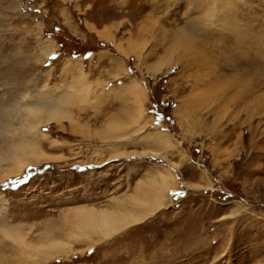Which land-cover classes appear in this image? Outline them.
I'll return each mask as SVG.
<instances>
[{"label": "rangeland", "instance_id": "1", "mask_svg": "<svg viewBox=\"0 0 264 264\" xmlns=\"http://www.w3.org/2000/svg\"><path fill=\"white\" fill-rule=\"evenodd\" d=\"M217 1L225 11L236 12L233 17L246 27L248 37L262 36L259 51L237 41L235 32L220 21L200 20L207 7H195L194 0H131L124 10L127 16L147 17L144 37L129 41L137 50L120 53L107 43L106 50L93 57L76 49L47 57L42 42H48L46 37L59 25L43 32L41 21L49 18L43 0H0V113L14 108L10 116L0 115V128L11 125L10 131H22L19 111L37 93L80 95L67 105L61 120L42 127L49 134L42 139V149L55 158L27 165L0 183V220L17 224L32 240L41 241L49 232L59 235L58 226L70 210L107 207L141 183L148 184L155 171L172 168L173 144L158 148L144 139L152 133L177 137L179 126L171 115L177 96L196 84L198 90L201 83L211 84L208 96L193 97L197 103L186 108L214 117L203 121L206 127L199 120L189 122L196 133L191 138L193 154L186 159L204 170L206 183L186 187L174 168L177 183L167 204L85 252L84 243L71 241L76 254L46 264H264V0ZM196 26L202 35L189 30ZM170 43L177 48L176 57L195 46L192 52L206 58L188 55L160 72L151 70L149 66L165 58ZM116 57L123 60L113 71ZM213 77L218 81H207ZM124 78H134L145 91L137 110L132 100L123 107L118 103L123 98L109 89ZM181 85L185 88L179 90ZM249 89L253 95L240 97ZM201 129L212 144L196 141ZM216 136H222V146H215Z\"/></svg>", "mask_w": 264, "mask_h": 264}, {"label": "bare ground", "instance_id": "2", "mask_svg": "<svg viewBox=\"0 0 264 264\" xmlns=\"http://www.w3.org/2000/svg\"><path fill=\"white\" fill-rule=\"evenodd\" d=\"M194 3L195 7L200 6L201 8L203 5H206L207 7V10L205 11L208 12L203 11L204 15L198 16L200 20L208 19L211 21V24L220 21V24H222L224 28L235 32V35H237V41L240 43L247 41L246 43L249 44L250 50H260L258 45L262 39V36L255 34L254 36L252 35L248 37L246 27H244V25H240L236 20V17H233L236 14L234 10L233 11L235 13L231 12V8L225 11L226 9H222L223 5L217 0H194ZM189 30L198 35H202L203 33L202 29L198 28L197 26L194 27V29L189 28ZM182 33L185 34L186 31L183 30ZM197 43L198 42L196 41L195 44ZM246 43L244 45H246ZM136 48L137 47L132 43L129 51L127 52L135 51L137 50ZM194 48L195 46L193 48H189L187 46V50L184 52L185 54L176 57L175 53H177V48L175 45H173V43H170L167 46L165 58L162 60H160V58L156 64L149 66V68L157 72L163 67H168L171 65L173 66L175 61H180V59L188 55H190V58L194 57V59L197 58L204 60L206 56H203L202 52L199 53L194 51L193 53L192 51ZM53 51V49H48L47 57H49L50 53ZM255 54L256 53H254V55ZM204 62L206 64V61ZM251 62L254 66L255 64L253 63V57ZM198 67L201 69L200 66ZM69 69L70 68H68V70ZM216 74L217 73L214 72V75ZM218 77L219 76L216 78ZM216 78H207V81H213ZM216 81L218 80L216 79ZM140 85V82L132 78L127 82L121 83L119 86L116 85L109 89H112V94L114 96L119 97L121 95L123 96L121 97L123 99L125 97L127 98L128 96V98L133 101L129 102L134 103V106L133 104L132 106L134 109H136L139 108V105L135 107V104H140V97L142 96L143 92L145 93L143 88L141 89L142 86L140 87ZM252 90L253 89H249V93L245 92L240 97L246 98L249 95H253L254 90ZM49 95L46 92L37 93L36 96L33 97V100L28 99L25 103H23L22 110L24 111H19L21 113L19 116H21L22 131H10L9 127L11 125H9L8 129L5 130L0 128V183L10 179L11 177L18 176L25 170L27 165H39L45 161L48 162L55 158V156L44 153L42 149V139L49 138V134L45 133L42 127L51 125L54 120H61L60 117L65 114L64 111L67 105L75 103L77 99L79 100L80 95L76 94L75 92L72 93L71 91L59 92L53 97ZM128 98L127 100H130ZM129 107L128 109H132L131 104ZM13 109L7 108L2 110L0 115L2 114L1 116L8 117L11 115ZM128 114H130L129 111ZM130 116H132V114H130ZM133 117H135V115H133ZM10 124H12V122ZM16 128L19 129V126ZM11 129L13 128L11 127ZM140 129L143 128L141 127ZM144 141L151 142L157 145L158 148L159 146H166V144L170 145L171 143L170 139L160 133L149 134L147 135V138L144 139ZM153 154L157 155L155 151ZM174 166H171L172 168L166 167L165 170L160 169L155 171L150 175V182L148 184L141 183L133 193L127 194L123 198L113 199L110 205L107 207L97 208L94 206H82L76 210H68L69 213H66L67 217L65 220H63L62 227L58 226L59 231L57 230L56 226V231L59 232V235H56V233L52 235V233L48 231L49 233L45 234L46 236H44L43 240L41 239V241L32 240V238L27 235L28 231L25 232L21 230L17 224L1 219L0 264H46V262H48L51 258L61 259L68 256L69 253L71 255L76 254L78 250L74 246L72 247L71 241L76 240L78 243H84L86 245V248L84 249L85 252L89 247L95 246L101 239L108 236L110 237L111 234L128 225L130 226V224L142 221L157 209L167 204L166 202L170 198V190L174 188V182L175 184L177 183V175L174 172ZM61 232H63L62 236ZM6 237L10 240V242L6 241Z\"/></svg>", "mask_w": 264, "mask_h": 264}, {"label": "crops", "instance_id": "3", "mask_svg": "<svg viewBox=\"0 0 264 264\" xmlns=\"http://www.w3.org/2000/svg\"><path fill=\"white\" fill-rule=\"evenodd\" d=\"M130 1L131 0H43V4L49 13V18L41 21L43 32L44 29H50L53 24L59 25L58 31H53L50 37H46L49 41L42 42L43 49L45 51L53 49L54 51L51 52L52 54L59 52L57 54L58 57L62 54V49L80 50L78 51L79 55H81V52L88 51L89 56L92 55L93 57L95 52H104V50H106V44L108 43V46L117 49L116 52H126V50L130 49L129 41H138V39L144 37L143 30H146L147 26L146 16L136 17L131 20L124 12L126 7L130 5ZM133 36H135L136 39L133 38ZM89 56L83 58L87 59ZM56 59H54V61ZM155 59L156 57L152 61ZM122 60V57L113 59V71H118L119 66L122 64ZM123 81H128V79L124 78L120 82L123 83ZM201 85L202 88L200 87L201 89L199 90L197 88L198 84H196L197 87L195 85L192 86L187 93L181 91L182 93L177 96L179 98L177 106L171 112L174 122L176 121V125L179 126V135L177 137L173 136L172 139L169 137L171 143H173L172 147H170L171 153L174 155L172 162L176 163L174 168L180 173L183 185L190 188L204 185L208 179L203 169L199 166H192L186 159V155L193 154L194 146L191 145V138H193V135L196 133L192 132L194 131L192 130L194 126L189 124V122L191 120H199L202 122L201 126L203 125V127H206L209 124H203V121L214 119L212 116L186 110L189 104L194 105L197 103L195 100H191L193 97L199 96L203 99L208 96L207 92L209 88L211 89V84L206 82L205 84L201 83ZM184 88L185 86L182 85L178 87L179 90ZM127 98L125 97L122 99L123 101H119L118 103L122 104L123 107L126 106L125 100H127ZM140 98L143 97L141 96ZM189 127H191L190 130ZM200 131H204V129ZM206 137L207 134L206 131H204L200 136V140L196 141L199 144H201V142L212 144L213 142L207 140ZM221 137H215V146H222L223 143L220 141Z\"/></svg>", "mask_w": 264, "mask_h": 264}]
</instances>
